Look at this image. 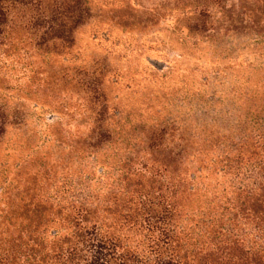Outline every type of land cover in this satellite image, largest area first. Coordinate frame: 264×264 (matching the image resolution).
Wrapping results in <instances>:
<instances>
[{"label": "trees", "instance_id": "obj_1", "mask_svg": "<svg viewBox=\"0 0 264 264\" xmlns=\"http://www.w3.org/2000/svg\"><path fill=\"white\" fill-rule=\"evenodd\" d=\"M167 1L161 19L188 17L190 35L264 48V0ZM89 13L87 0H0V35L18 26L37 48L67 49ZM253 89L207 136L151 129L133 154L94 122L84 152L96 164L105 146L124 156L99 167L106 185L83 175L64 201L0 192V264H264V83ZM6 121L0 110V142Z\"/></svg>", "mask_w": 264, "mask_h": 264}, {"label": "rangeland", "instance_id": "obj_2", "mask_svg": "<svg viewBox=\"0 0 264 264\" xmlns=\"http://www.w3.org/2000/svg\"><path fill=\"white\" fill-rule=\"evenodd\" d=\"M87 4L90 18L67 49L37 48L32 30L18 26L0 35V110L8 123L0 142V192L46 199L56 190L64 201L67 187L78 186L83 175L106 185L95 179L99 167L124 156L105 146L97 165L92 150L84 152L94 145V122L116 128L133 154L151 129L207 136L213 120L242 105L243 89L264 83L263 47L188 34V17L173 12L161 19L173 2Z\"/></svg>", "mask_w": 264, "mask_h": 264}]
</instances>
